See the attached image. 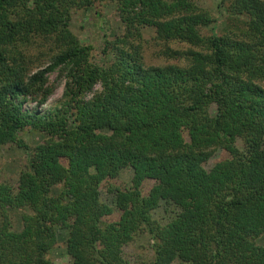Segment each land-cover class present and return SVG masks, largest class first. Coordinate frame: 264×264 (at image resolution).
Here are the masks:
<instances>
[{
  "label": "trees",
  "instance_id": "16d2710c",
  "mask_svg": "<svg viewBox=\"0 0 264 264\" xmlns=\"http://www.w3.org/2000/svg\"><path fill=\"white\" fill-rule=\"evenodd\" d=\"M96 1L0 0V147L43 135L17 180L0 176V264H54L61 230L69 264H131L143 231L151 264H264V0L229 1L240 32L200 0H98L124 24L109 64L71 29ZM145 28L185 63L147 65ZM53 73L63 95L43 110Z\"/></svg>",
  "mask_w": 264,
  "mask_h": 264
},
{
  "label": "rangeland",
  "instance_id": "374dc122",
  "mask_svg": "<svg viewBox=\"0 0 264 264\" xmlns=\"http://www.w3.org/2000/svg\"><path fill=\"white\" fill-rule=\"evenodd\" d=\"M230 0H200L201 6L208 8L216 17L217 26L227 27L235 32H240L244 25L240 21L228 19L226 7ZM71 29L85 44H92L93 60L100 64H109L111 55L102 53L105 40L113 39L115 35H121L124 32V24L119 16L116 4L113 2L96 1L93 6L87 10H77L74 12ZM221 30V29H219ZM146 42L144 43V55L147 65H163L169 62L183 65L185 61L169 59L163 54L165 48L161 41L154 38L155 33L150 28H145ZM222 31V30H221ZM204 34L211 33V26L203 27ZM173 48H186L188 44L182 42H171ZM51 81L55 82L56 89L49 99L48 103L42 108L43 110L52 108L63 95L64 84L57 83V73L51 75ZM100 89V85H97ZM22 138L30 145V149L19 148L16 146L0 147V176L3 181H15L19 173L26 169L29 161V154L36 144L43 140V135L39 131L31 130L21 133ZM132 169L126 168L120 174V180L129 184L132 177ZM103 199L111 202V197L104 194ZM29 213L27 208L9 209V215L12 219L13 228L20 230L23 226L22 215ZM0 210V223L2 220ZM165 206H162L156 217H166ZM68 233L65 230L59 231V241L52 249L49 257L54 264H69L70 256L67 252L66 239ZM257 243L264 245V235L257 239ZM131 264H151L152 258V240L147 231L139 233L135 239L125 247Z\"/></svg>",
  "mask_w": 264,
  "mask_h": 264
}]
</instances>
